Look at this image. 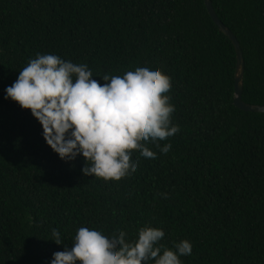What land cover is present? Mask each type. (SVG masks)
<instances>
[{"label":"trees","instance_id":"trees-1","mask_svg":"<svg viewBox=\"0 0 264 264\" xmlns=\"http://www.w3.org/2000/svg\"><path fill=\"white\" fill-rule=\"evenodd\" d=\"M211 1L243 52L242 100L264 105V0ZM37 54L86 63L101 84L160 68L180 127L160 142L171 150L149 145L157 158L119 181L62 160L31 111L5 99ZM236 67L204 0H0V264H50L82 226L128 240L162 228L166 247L192 243L183 264H264V114L236 107Z\"/></svg>","mask_w":264,"mask_h":264},{"label":"clouds","instance_id":"clouds-1","mask_svg":"<svg viewBox=\"0 0 264 264\" xmlns=\"http://www.w3.org/2000/svg\"><path fill=\"white\" fill-rule=\"evenodd\" d=\"M102 80L105 83L93 79L86 63L37 54L6 88L5 99L31 111L47 145L62 160L82 156L84 175L119 181L137 170L140 157L157 158L149 145L167 154L172 145L160 142L180 127L173 124L171 78L160 68L146 65L122 76L105 74ZM133 150H139L136 159ZM51 235L63 245L59 230ZM164 237L162 228L149 226L140 227L133 240L120 228L106 234L82 226L72 246L55 252L50 264H183L180 257L192 255L190 241L174 243L170 249L160 243Z\"/></svg>","mask_w":264,"mask_h":264},{"label":"water","instance_id":"water-1","mask_svg":"<svg viewBox=\"0 0 264 264\" xmlns=\"http://www.w3.org/2000/svg\"><path fill=\"white\" fill-rule=\"evenodd\" d=\"M207 10L219 30L233 43L237 54L235 76V105L242 111L264 114V105H249L242 100L244 90V58L238 39L218 18L211 0H204Z\"/></svg>","mask_w":264,"mask_h":264}]
</instances>
